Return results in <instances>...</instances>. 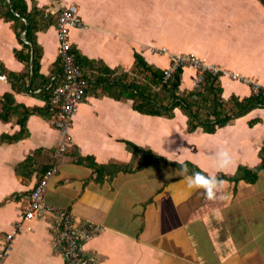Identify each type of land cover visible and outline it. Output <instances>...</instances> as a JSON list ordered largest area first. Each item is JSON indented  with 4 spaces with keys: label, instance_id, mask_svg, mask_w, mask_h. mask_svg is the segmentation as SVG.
<instances>
[{
    "label": "crops",
    "instance_id": "crops-1",
    "mask_svg": "<svg viewBox=\"0 0 264 264\" xmlns=\"http://www.w3.org/2000/svg\"><path fill=\"white\" fill-rule=\"evenodd\" d=\"M25 1L29 11H40L35 36L42 47L40 73L51 80L49 90L52 81L61 82L63 77L57 16L64 4L77 5L84 20V28L71 31L77 54L92 63L102 61L114 71L101 75L96 63L84 67L91 87L73 116L69 150L56 159L61 134L54 118L47 115L50 108L48 112L45 108L52 103L41 86L31 92L13 86L14 73H24L23 84H30L32 65L16 56V50L28 52V48L18 38L15 20L0 8V100L12 93L14 104L37 109L27 116L23 134L11 141L0 140V254L31 191L56 163L59 169L49 179L46 199L71 211L84 231L99 228L83 241L91 264H264V170L255 183L224 177L234 176L239 165L252 169L260 164L264 108H254L215 132L202 127L190 132L188 116L181 109L176 108L172 118L139 113L133 99H116L106 83L92 82L101 76L114 80L123 72L139 76L136 53L162 69L170 64L169 54L192 53L249 79L221 75L225 99L234 94L250 96L249 81L264 86V0ZM26 33L27 26L21 31L25 42ZM162 47L167 54L152 51ZM194 77L192 67L184 68L180 89H195ZM22 109L7 121L0 119V136L21 133ZM127 141L170 161L188 160L206 173L221 176L225 198L207 200L202 189L188 185L187 174L175 165L154 160L138 167L140 156L128 148ZM220 146L232 155L223 169L217 167ZM73 153L92 156L99 164L133 166L131 171L99 179ZM52 221L51 215L24 220L0 264H64ZM240 222L241 234L235 230Z\"/></svg>",
    "mask_w": 264,
    "mask_h": 264
},
{
    "label": "trees",
    "instance_id": "trees-1",
    "mask_svg": "<svg viewBox=\"0 0 264 264\" xmlns=\"http://www.w3.org/2000/svg\"><path fill=\"white\" fill-rule=\"evenodd\" d=\"M0 8L2 14L6 15L7 18L15 20V29L17 30V35L20 42L25 48H28V52L24 49L16 50V56L24 61L27 66H31V73L29 75L30 84H23L24 73L12 74L11 81L16 89H25L28 91H33V89L38 85L43 87V94L46 95L47 100L50 101L53 87L57 82H53L49 90L46 86L51 82L47 80L40 73L41 66V55L42 47L37 43L35 32L39 29L38 21L35 17L40 15V11L34 9L32 11L28 10V6L25 0H0ZM25 18L28 21V25L23 20ZM27 26L26 39L27 42L21 36V31ZM73 52L76 55L77 62L81 66L82 72L85 77L89 78L84 67L89 66L92 63L91 60L84 56L77 54V50L72 47ZM59 63L61 64L60 60ZM94 65L99 67L100 73L110 74L114 70L105 65L102 61H94ZM92 63V64H93ZM62 67V66H61ZM135 67L142 77L140 80L136 79L134 72L128 73L123 72L118 78L114 80H109L105 76L95 78L92 82L96 84H105L107 88H112L114 91L113 97L116 99L131 98L134 100V108L142 113L150 115H159L172 118L175 116V109L179 108L184 114L188 116V130L190 132L195 131L198 127H202L206 132H215L218 128L229 124L234 119L247 114L254 108H264V95L263 94H252L240 98L237 95H232L229 99H225L222 95L223 87L220 83L221 72L214 74L208 71L205 74V80L201 87L195 88L193 90L182 91L180 89V84L182 80V73L184 68H179L174 74L173 81L165 83L164 79V68L153 66L148 63L145 57L141 53L135 54ZM142 73V74H141ZM63 74V67H62ZM36 79H41L40 83H36ZM116 91V92H115ZM51 92V94H50ZM0 119L9 120L18 109L23 107L20 111L21 115L19 117V124L21 125V133L15 135L2 134L0 140L11 141L23 134L25 130V121L28 115L32 112H36L37 109H29L24 106L16 105L14 100V95L12 93H6L2 100H0ZM46 112L50 110L47 115L52 119L54 118V108L51 105L45 107ZM45 112V110H44ZM256 121V120H254ZM253 124V122H250ZM128 148L134 152V154L139 155L140 159L138 162V167L150 163L154 160L165 162L168 164L175 165L177 168L183 171L182 164L175 161H170L168 158L154 152L152 149H145L138 145H135L129 141L126 142ZM261 162L258 166L250 168L246 165H239L238 170L234 176L224 177L239 180L245 179L250 183H255L259 177V173L264 170V145L259 152ZM73 156L78 162L87 164L92 167V169L97 173V177L100 179L104 175L108 174L110 177L116 175L120 171H131L133 164H99L95 161L92 156H81L79 154L73 153ZM188 164L189 171L201 170L196 164L190 161H184ZM47 170V169H46ZM184 172V171H183ZM187 174V173H184ZM221 177V176H220Z\"/></svg>",
    "mask_w": 264,
    "mask_h": 264
},
{
    "label": "built area",
    "instance_id": "built-area-1",
    "mask_svg": "<svg viewBox=\"0 0 264 264\" xmlns=\"http://www.w3.org/2000/svg\"><path fill=\"white\" fill-rule=\"evenodd\" d=\"M83 21L77 5L64 4L61 6L57 16V38L59 42L58 56L63 67V77L62 81L53 87L51 94V103L55 114L54 122L61 134L55 149L56 159L62 157L69 150L72 136L69 130L73 124V116L83 102L87 90L91 87L90 79L84 76L81 66L77 62L71 42V31L74 28H84ZM152 51L167 54L166 47L153 48ZM169 58L170 64L164 68L163 81L165 83L173 81L174 74L180 67H192L195 70V88L201 87L208 71L214 74L219 72L221 75L228 74L231 78L240 81L249 80L238 72L224 70L216 64L207 63L192 53L169 54ZM1 78H6V75H2ZM249 82L254 94L264 95L263 85H259L254 80ZM58 169V165L54 163L40 177L31 191L21 219L14 223L12 231L6 236L7 243L0 254V263L9 253L14 240L22 231L24 220L51 215L53 220L51 227L55 230L56 244L63 250L64 264H91V258L84 249L83 241L90 234H96L99 228L90 226L89 231H84L77 225L71 211L59 208L46 199L49 179L58 172Z\"/></svg>",
    "mask_w": 264,
    "mask_h": 264
},
{
    "label": "clouds",
    "instance_id": "clouds-1",
    "mask_svg": "<svg viewBox=\"0 0 264 264\" xmlns=\"http://www.w3.org/2000/svg\"><path fill=\"white\" fill-rule=\"evenodd\" d=\"M217 167L225 168L232 159L229 149L225 146H220L216 152ZM182 164L184 173H187L186 180L190 187L202 189V194L207 200H216L225 198L224 181L215 174L206 173L202 170L189 171L188 164L179 161Z\"/></svg>",
    "mask_w": 264,
    "mask_h": 264
},
{
    "label": "rangeland",
    "instance_id": "rangeland-1",
    "mask_svg": "<svg viewBox=\"0 0 264 264\" xmlns=\"http://www.w3.org/2000/svg\"><path fill=\"white\" fill-rule=\"evenodd\" d=\"M134 75H135V73H134ZM142 77L139 75L138 76V74H137V76H136V79L138 80H140ZM242 222H240V224H236V226H235V230H236V232H238V233H240L241 234V232L243 231L242 230Z\"/></svg>",
    "mask_w": 264,
    "mask_h": 264
}]
</instances>
